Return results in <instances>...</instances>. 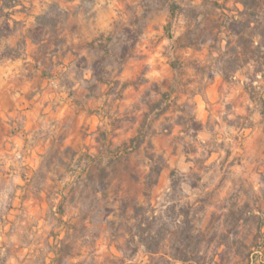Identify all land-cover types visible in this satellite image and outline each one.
<instances>
[{"label": "clouds", "instance_id": "obj_1", "mask_svg": "<svg viewBox=\"0 0 264 264\" xmlns=\"http://www.w3.org/2000/svg\"><path fill=\"white\" fill-rule=\"evenodd\" d=\"M0 264H264V0H0Z\"/></svg>", "mask_w": 264, "mask_h": 264}]
</instances>
